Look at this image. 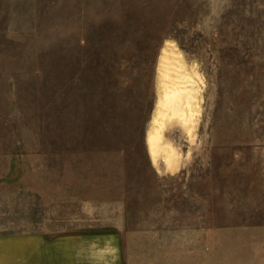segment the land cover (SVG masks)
Returning a JSON list of instances; mask_svg holds the SVG:
<instances>
[{"label": "rangeland", "instance_id": "rangeland-1", "mask_svg": "<svg viewBox=\"0 0 264 264\" xmlns=\"http://www.w3.org/2000/svg\"><path fill=\"white\" fill-rule=\"evenodd\" d=\"M168 49L193 83L183 119L159 106ZM248 226H264V0H0V236L115 233L166 264L181 233Z\"/></svg>", "mask_w": 264, "mask_h": 264}, {"label": "crops", "instance_id": "crops-1", "mask_svg": "<svg viewBox=\"0 0 264 264\" xmlns=\"http://www.w3.org/2000/svg\"><path fill=\"white\" fill-rule=\"evenodd\" d=\"M195 233L192 241L188 234H180L182 244L168 251L166 264H264V226L213 228ZM89 236L54 238L46 242L39 235H3L0 236V264H143L136 253L132 258L124 252L119 234H102L92 239Z\"/></svg>", "mask_w": 264, "mask_h": 264}, {"label": "bare ground", "instance_id": "bare-ground-1", "mask_svg": "<svg viewBox=\"0 0 264 264\" xmlns=\"http://www.w3.org/2000/svg\"><path fill=\"white\" fill-rule=\"evenodd\" d=\"M164 52L165 53L161 57V67L159 70L163 80H167L165 82L167 83V86L164 89L163 100L159 106L165 112L169 110L172 115L174 113L177 117L179 116L183 119L185 115L183 112L185 109V101L191 99V97L195 94L193 83L191 82V78L187 76V67H185L181 56L179 54H175L173 51H169V49L164 50ZM169 64L175 65L176 69H172L171 67L173 66L170 67ZM156 137H159L157 133L147 137V144L150 146L149 148L153 157H155L157 150L156 147L158 140Z\"/></svg>", "mask_w": 264, "mask_h": 264}]
</instances>
